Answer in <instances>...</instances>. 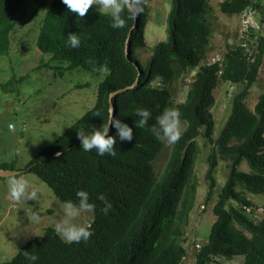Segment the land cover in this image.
Instances as JSON below:
<instances>
[{
	"label": "trees",
	"instance_id": "16d2710c",
	"mask_svg": "<svg viewBox=\"0 0 264 264\" xmlns=\"http://www.w3.org/2000/svg\"><path fill=\"white\" fill-rule=\"evenodd\" d=\"M25 1L0 0V58L11 51L15 26L31 19V14H20ZM149 1L130 0L121 13L123 28L111 27L110 15L94 6L85 17H79L62 0L50 3L38 35V48L50 54L53 61L66 62L62 71L82 68L107 70L108 74L100 83L95 107L43 148L22 173L36 172L64 202H75L76 191L87 190L90 202L95 204V217L88 240L68 244L54 227H49L41 239L27 242L11 261L1 264H29L26 252L39 257L35 264H181L188 253L184 236L199 188L196 163L201 152L200 136L212 145L206 174L210 180L208 199L215 193L214 171L220 161L231 163L214 206L217 218L209 240L196 247L194 264L236 256L244 257L242 264H264V218L258 222L251 218L248 209L252 202L237 189L240 186L246 193L264 195V93L254 109L247 104L263 63L264 34L251 27L250 40L230 48L222 60L203 63L213 35L208 18L210 1L172 0L168 37L156 44L144 66L137 50L145 46ZM252 7L264 15L261 0H224L220 5L221 11L230 15ZM130 8H139V14ZM70 32L80 37L78 48L67 45ZM128 38L130 57L126 55ZM60 67L54 66L57 70ZM196 69L187 99L178 109L186 128L174 144L165 171L158 176L154 163L165 143L156 139L151 129L162 111L173 104L168 86ZM221 82L239 84L242 89L215 138L212 109L216 104L214 91ZM137 108L151 112L144 127L134 125L140 119L135 115ZM112 113L133 127V140L117 138L115 156H98L95 149L83 151L77 132H92L107 123ZM114 133L110 128L109 134ZM244 161L249 171L239 168ZM2 168L12 167L4 163ZM100 193L112 205L107 213L103 211L105 202L97 198Z\"/></svg>",
	"mask_w": 264,
	"mask_h": 264
},
{
	"label": "rangeland",
	"instance_id": "374dc122",
	"mask_svg": "<svg viewBox=\"0 0 264 264\" xmlns=\"http://www.w3.org/2000/svg\"><path fill=\"white\" fill-rule=\"evenodd\" d=\"M53 0H26L20 14L30 15L16 25L11 33L12 47L9 55L0 58V168L6 163L15 170H22L43 148L54 142L72 125L95 107L101 81L107 70H85L76 68L65 70L66 62L53 61L51 55L38 48L37 39L43 19ZM211 10L208 18L213 26V35L207 58L203 63L222 60L230 48L250 40L253 27L264 34V15L256 8H248L241 14L230 15L221 11L224 0H209ZM257 1V0H256ZM264 4V0H261ZM96 7L95 5H93ZM149 21L145 31V46L138 48L137 54L147 66L157 43L168 37V16L172 0H150ZM255 40V39H254ZM253 40V41H254ZM54 66H61L58 70ZM198 69L177 77L168 87L172 92L173 104L179 109L186 101L188 91ZM242 85L221 82L215 89L216 104L212 109L216 120L214 137L217 138L227 122L234 97ZM264 93V56L259 78L253 84L247 97V104L254 109L260 95ZM182 132L186 123L181 121ZM205 129H202L204 132ZM201 152L196 163V178L199 188L196 203L186 227L184 246L188 253L181 264H194L196 247L209 240L213 223L217 216L214 206L218 194L227 181L231 161H220L214 171L217 180L215 193L207 198L210 180L206 178L210 166L212 145L204 136L198 138ZM174 144L165 143L154 163L158 176L166 169ZM249 171L244 161L240 167ZM22 175L37 189L35 199L14 201L8 191V180ZM252 202L248 211L258 222L264 218V195L246 193ZM52 187L34 171H25L9 177H0V264L11 261L29 241L39 240L49 227L58 222L61 206ZM95 212L84 214L79 222L91 224ZM244 257L232 260L215 258L210 264H242Z\"/></svg>",
	"mask_w": 264,
	"mask_h": 264
},
{
	"label": "clouds",
	"instance_id": "9594fccd",
	"mask_svg": "<svg viewBox=\"0 0 264 264\" xmlns=\"http://www.w3.org/2000/svg\"><path fill=\"white\" fill-rule=\"evenodd\" d=\"M67 6V9L77 14L79 17H85L89 8L93 5L96 6L100 12L110 15L113 28H123L125 19L122 18L121 13L124 7L128 5L129 0H62ZM129 11L139 14L140 9H129ZM67 45L71 48H78L81 44L80 37L74 32L68 34L66 41ZM135 115L140 119L134 121L135 127H144L151 112L147 108L135 109ZM181 114L175 108H166L157 117L156 126H153L151 131L156 139L168 144H175L182 135ZM110 128L115 129L114 134L110 133ZM77 137L80 141V148L85 152H90L95 149L98 156H115L114 145L117 138L120 141L131 142L133 140V127L128 123L116 118L114 113L109 116L107 123L102 124L99 128L92 132L85 134L80 131L77 132ZM60 153H57L59 156ZM8 191L11 198L20 202L22 200L35 199L37 196V189L33 188L28 179L22 175L14 176L7 182ZM76 201H66L61 206L58 222L55 225V230L61 239L68 244L79 243L82 240L86 241L91 235V226L87 223L79 222L80 217L84 214H91L95 212V204L90 202V194L87 190L79 189L75 193ZM99 200L105 202L103 211L111 208V203L106 200L103 193L97 197ZM25 257L29 264H35L39 257L35 254L25 253Z\"/></svg>",
	"mask_w": 264,
	"mask_h": 264
},
{
	"label": "water",
	"instance_id": "95a60500",
	"mask_svg": "<svg viewBox=\"0 0 264 264\" xmlns=\"http://www.w3.org/2000/svg\"><path fill=\"white\" fill-rule=\"evenodd\" d=\"M128 4L130 5V0H129ZM137 21H138V18L136 17V24L135 25H137ZM129 41H130V39L128 38V43L126 46L127 57H130V55H131ZM138 81H139V78L135 81V83L131 87L135 86L138 83ZM126 89L127 88L112 93L111 97L115 96L117 93L122 92ZM111 108H112V112H113L114 111V105L113 104H112ZM21 173H22V170H15V169H10V168H0V177H9V176H13V175L21 174Z\"/></svg>",
	"mask_w": 264,
	"mask_h": 264
}]
</instances>
